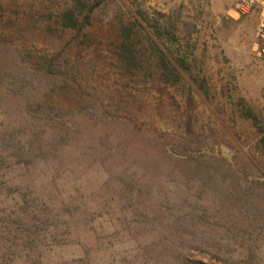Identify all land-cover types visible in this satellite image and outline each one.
Here are the masks:
<instances>
[{
	"label": "rangeland",
	"instance_id": "rangeland-1",
	"mask_svg": "<svg viewBox=\"0 0 264 264\" xmlns=\"http://www.w3.org/2000/svg\"><path fill=\"white\" fill-rule=\"evenodd\" d=\"M236 2L0 0V264H264Z\"/></svg>",
	"mask_w": 264,
	"mask_h": 264
},
{
	"label": "built area",
	"instance_id": "built-area-1",
	"mask_svg": "<svg viewBox=\"0 0 264 264\" xmlns=\"http://www.w3.org/2000/svg\"><path fill=\"white\" fill-rule=\"evenodd\" d=\"M237 10L241 14L256 12L259 20L255 29V41L253 44L254 55L264 61V0H237Z\"/></svg>",
	"mask_w": 264,
	"mask_h": 264
}]
</instances>
